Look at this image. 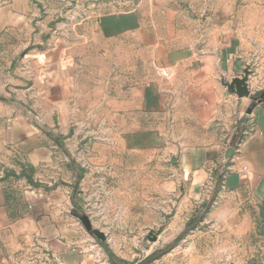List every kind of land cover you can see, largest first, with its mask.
Returning <instances> with one entry per match:
<instances>
[{
	"label": "rangeland",
	"instance_id": "1",
	"mask_svg": "<svg viewBox=\"0 0 264 264\" xmlns=\"http://www.w3.org/2000/svg\"><path fill=\"white\" fill-rule=\"evenodd\" d=\"M98 1L104 2L105 12L144 7L151 15H157L149 22L159 28L167 42L156 48H144L134 42L132 50L135 52L203 51L206 43L200 34L228 26L226 46H230V51L226 54L230 56L231 75L244 67H234L235 58L242 65L253 63L257 74L252 78V95L264 89V0H30L35 8L17 11L22 23L17 21V27L0 26V51H17V60H14V63L17 61V83L13 79L14 63L8 60L7 65L6 59H0V96L6 89L12 97V86L17 84V148L25 152L35 146L52 147L55 163H64L66 170L63 172L59 165L60 169L51 171L45 165L36 168L19 161L22 166L17 174L18 182L44 193L68 195L70 221L84 230L80 242L86 244L90 251L87 253L94 256L95 264H247L245 260L258 258L260 251L227 249L236 246L229 245L237 238L230 234L231 229L244 220L219 214L230 205L236 210L239 201H230L224 190L225 176L218 170L209 182L197 188L192 185V174L179 169L178 155L168 151V143L157 145V140L151 137L147 143L144 140V144L149 145L146 149L134 148L129 155L119 154L120 162L111 170L109 165L100 166L97 162L95 152L104 145L95 140L93 124L79 133L76 122H67L63 127L59 123L56 102L55 123L46 122L52 115L49 95L52 93L56 100L63 94L60 88L47 91L46 53L93 50L92 44L82 45L78 38L83 36L78 22L85 13L79 5ZM15 2L17 8V0ZM5 3L0 0V22L11 15ZM168 15L173 17V22L163 19ZM193 32L199 34L196 44ZM13 38H17V42H13ZM99 44L102 49L111 51L125 52L126 49L124 43ZM211 44L219 53L215 54L218 58L208 62L213 75L206 72V60L200 58L182 61L180 65L176 60L153 58H135L132 62L134 67L142 68V72L158 80L157 86L166 89L164 93L187 99L172 110L174 115L176 110L182 112L186 121L167 123V128L174 126L175 132L178 130L185 135L190 146L210 142L237 146L248 130L246 112L254 100L251 96L239 97L228 92L221 79V40L213 37ZM69 61L71 64L85 62L86 66H124L130 60L74 58ZM169 61L175 64L166 68L165 62ZM160 68L168 77L160 75ZM211 84L218 89L213 90ZM180 85L184 86L182 90L178 89ZM65 94L67 99L68 92ZM176 101L174 99L173 103ZM73 108L66 107L64 113L68 116ZM30 126L32 130L34 127L33 134L27 133ZM240 205L243 209L257 210L251 199ZM74 213L88 215L93 227L102 230L106 238L88 231ZM258 221V226L263 227V220Z\"/></svg>",
	"mask_w": 264,
	"mask_h": 264
},
{
	"label": "crops",
	"instance_id": "2",
	"mask_svg": "<svg viewBox=\"0 0 264 264\" xmlns=\"http://www.w3.org/2000/svg\"><path fill=\"white\" fill-rule=\"evenodd\" d=\"M3 1L7 2L4 5L9 7L11 12L10 18L0 22V26L3 27H17V21L21 23L23 21L18 19L21 15L17 11L25 10V7L29 10L35 8L30 4V0H17V8L16 0ZM23 3H26L25 6H22ZM103 4L104 2L98 1L79 5V9L85 13L78 22L79 28H83V36L78 38L82 45L92 44L93 50L46 53L47 91L53 92L54 89L60 88L63 92L61 98L56 100L52 93L49 95L52 115L46 122L51 125L55 123L53 117L56 102V111L60 114L59 123L63 127L67 122H76L79 133L85 132L86 128H91L93 124L95 140L104 145L99 152H95L97 162L100 166L109 165L111 170L120 162L119 154L125 152L129 155L133 153L134 148L146 149L150 137L157 140V145L166 146L165 142L168 143V151L178 155L179 169L192 174V185L197 188L209 182L211 176L218 170L225 176L224 190L228 193L230 201L233 203V200L239 201L236 210L230 205L219 214L227 218L236 216L244 220L231 229L230 234L237 238L235 241L232 239L229 245L236 246L227 249L260 251L261 255H258V258L245 260V263L264 264V101L258 103L252 112L247 114L248 130L237 146L234 145L233 156L228 165L224 166L225 151L233 144L210 142L208 145L190 146V143L185 141V135L178 133V130L175 132L174 126L167 128V123L186 121L182 112L176 110L174 115L172 110L187 99L182 95L174 98L164 93L166 89L157 86L158 80L142 72V68L134 67L132 60L167 59L176 60V64L180 65L182 61L200 58L206 60L208 67V62L218 58L215 54H219L213 50L211 44L212 38L215 37L222 43L220 55L222 82L224 79L230 81L233 76L241 75L249 64L253 71L249 79L251 89L252 78L257 74V68L249 62L242 65L235 58L233 66L244 67L241 72L231 75L230 56L226 54L230 51V46H226L229 43L228 26H223L220 31L202 32L200 36L206 43V49L203 51L189 49L135 52L132 50L134 42L144 48L149 46L156 48L167 42L166 36L159 32V28L152 24L153 22H149L152 18L156 19L157 15H151L144 7L105 12ZM164 17L163 19L173 22L171 15ZM177 31L181 32L179 29ZM173 34L174 32L170 37ZM193 34V41L196 44L199 34L197 32ZM13 42H17V38H13ZM99 42L120 45L124 43L126 49L125 52L102 49ZM74 58L79 60L124 58L130 61L124 66L118 64L86 66L85 62L71 64L69 59ZM0 59H6L7 65L8 60L14 63V60H17V51H0ZM175 62H165L166 68L172 67ZM7 69L5 67V70ZM14 69L13 79L14 83H17V61L14 63ZM158 71L161 76L168 77L162 74L161 68ZM206 72L209 75L214 74L211 67H208ZM180 86L178 89L182 90L184 86ZM12 87H14L12 97L8 96L11 93L6 89L4 91L7 93L3 91L4 95L0 96V264H95L94 256L87 253L90 251H87L86 244L80 242L84 230H80L79 224L70 221L68 195H58V192L44 193L43 190L38 191L31 186L25 187L24 183L17 180V174L22 166L19 161L27 162L36 168L45 165L51 171L62 168L64 172L66 169L63 168L64 163L59 164L61 167L55 163V150L52 147L35 146L25 152L17 148L15 91L17 84H13ZM211 88L218 89L214 84H211ZM65 92H68L67 99ZM174 99L180 101L173 103ZM66 107H74L68 116L64 113ZM28 128L27 133L35 132L34 127L33 130L31 126ZM246 199H251L257 210L250 211L246 207L243 209L240 203ZM258 220H263V227L258 226Z\"/></svg>",
	"mask_w": 264,
	"mask_h": 264
},
{
	"label": "water",
	"instance_id": "3",
	"mask_svg": "<svg viewBox=\"0 0 264 264\" xmlns=\"http://www.w3.org/2000/svg\"><path fill=\"white\" fill-rule=\"evenodd\" d=\"M252 72L253 71L251 70L250 65L247 64L241 75L233 76L230 81H225V79L223 81L231 93H234L239 97H248V96L252 97L254 101L251 104V106L248 108L247 114H250L253 108L258 103H261L264 101V89L261 91L260 94L252 95V92L249 86V79H250V75L252 74ZM234 151H235L234 145H231L226 149L225 154H224V159H223L224 166L228 165L229 160L233 156ZM74 214L83 222L84 226L87 228L88 231L92 232L94 235H96L97 237L101 239L106 238V235L102 230L93 227L91 219L88 215L78 214V213H74Z\"/></svg>",
	"mask_w": 264,
	"mask_h": 264
}]
</instances>
